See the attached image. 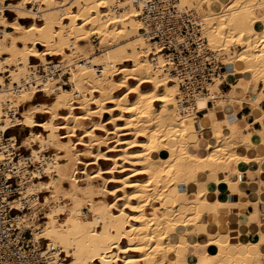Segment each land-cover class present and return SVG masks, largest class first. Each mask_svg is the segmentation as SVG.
Instances as JSON below:
<instances>
[{"label":"bare ground","instance_id":"obj_1","mask_svg":"<svg viewBox=\"0 0 264 264\" xmlns=\"http://www.w3.org/2000/svg\"><path fill=\"white\" fill-rule=\"evenodd\" d=\"M196 1L208 45L221 50L235 42L225 61H234L233 74L249 75L253 89L261 82L264 97V0ZM0 2V127L22 123L45 132L29 131L21 138L20 145L29 152L18 161L30 160L35 173L43 171L48 178L21 184L13 200L16 207L28 208L17 215L18 223L31 229L34 243L41 237L57 253L71 256L62 264H181L178 258L191 243L197 249L204 245L205 251L198 258L186 256L182 264H264V227L257 228L255 241L236 236L223 240V232L207 223L209 211L218 212L219 201L209 200L205 180L198 178L204 175L218 183L224 174H217V165L248 163L251 158L242 152L253 144L247 136L237 140L235 118L228 119L225 112L223 125L214 107L198 116L196 111L207 107L206 97L197 98L192 109L181 108L175 96L178 80L165 79L162 56L139 31V12L129 0ZM179 5L193 8L192 0H179ZM4 6L15 13L12 18L3 13ZM20 17L33 19L23 23ZM91 33L97 34L101 52L94 51ZM54 55L57 60L47 57ZM25 56L40 62L31 63ZM65 73L70 89L58 83ZM224 77L208 83L210 93ZM38 91L54 97L32 103ZM219 99L215 105L220 107L229 101ZM12 112L19 115L10 118ZM35 113L47 116L36 120ZM45 148L53 152L46 154ZM99 159L110 163L101 167ZM111 182L116 184L109 186ZM189 185L195 186V194L178 199L176 187ZM39 190L46 192L43 199ZM83 208L92 216H85ZM39 211L44 219L36 224L33 218ZM189 223L197 228L188 233L187 242L174 243L171 234ZM110 227L117 231L111 233ZM106 238L113 240L105 244ZM121 238L126 244L119 243ZM106 248L115 252L107 255ZM92 252L98 263L90 260Z\"/></svg>","mask_w":264,"mask_h":264},{"label":"built area","instance_id":"obj_2","mask_svg":"<svg viewBox=\"0 0 264 264\" xmlns=\"http://www.w3.org/2000/svg\"><path fill=\"white\" fill-rule=\"evenodd\" d=\"M129 1L138 9L139 31L150 43L151 50L162 56L165 79L178 80L176 97L181 108L192 109L199 97H206L207 105L214 106L218 96L210 93L207 85L224 74L225 65L230 61H225L221 50L208 45L195 9L180 6L179 0ZM157 56L151 55L155 64ZM38 70L44 76L43 66ZM206 109L197 110L196 114ZM14 114L18 115L12 112L10 118ZM8 128L0 127V264H62L66 257L64 252L57 253V247L49 241L34 243L31 229H23L18 223L17 215L28 210L14 204L13 200L19 195L18 188L48 175L43 171L36 174L30 160L18 161L25 154L19 152L16 140L7 134ZM242 176L241 171L235 173L236 180Z\"/></svg>","mask_w":264,"mask_h":264},{"label":"crops","instance_id":"obj_3","mask_svg":"<svg viewBox=\"0 0 264 264\" xmlns=\"http://www.w3.org/2000/svg\"><path fill=\"white\" fill-rule=\"evenodd\" d=\"M11 1L14 2L15 0H5V3L9 4ZM2 10L7 18H12L15 15V13L11 9H8L5 6ZM31 19L33 18L20 17L19 21L23 23H28ZM36 19L39 21V16H37ZM38 47L42 48V46L40 47V44H38ZM54 56L55 57H51V56H47V57H49L50 59H54L58 57L57 55ZM25 59L31 63H37L36 61L38 58L25 56ZM231 67H232L231 63L225 65L223 76L226 75L227 77L226 78L224 77L220 87L218 85V89L220 90V92L216 90V92L219 93L217 96L223 94L222 97H225V100H229V101L223 107L216 106L214 108L220 114V122L222 123V125L226 121L225 118L223 117L224 112L227 114L228 119L235 118L236 125L239 128V130H241V131L238 130L236 133L237 140L244 141V138L247 139L248 137L249 141L253 144L254 147H251L249 150L242 152V154H246L251 158L248 163L243 161H240L238 163L228 162V163H224L223 165L222 163H219L217 165L216 172L218 175L221 174L224 175L221 176L222 180L219 181L218 183H214V181L209 179L207 176H202L203 177L202 181L205 180L204 181L205 186L209 191L208 193L209 200L219 201L218 212L213 213V210L209 211L210 214L208 215L207 223L210 224L211 228L223 232L222 233L223 240L231 236L234 237L236 236L237 239L242 241H249V240L255 241L257 239V232H256V230H258L257 228L264 227V173L261 174L260 172H258L259 168H262V170H264V158H262L264 157V149H262V147H264V144H262L264 143V97H262L260 94L262 88L261 82L257 83L255 89H253L254 85L252 82H250L251 80L250 76L249 75L245 76L242 73H240V75L236 73L233 74ZM68 76H69L68 73L63 74V79L58 82L66 89L71 87L70 83L66 82ZM240 77L242 78V80H239ZM235 81H237V85L233 87L232 83ZM50 97L51 96L46 95L43 91H38L31 102L35 104L39 102H47L50 100ZM27 105L28 103H26L25 105L22 104V106H20L19 109H22L24 106ZM211 108H213V106L207 105V109L201 113H197V115L202 117ZM220 110L223 111V113ZM17 114L19 115L18 112ZM108 115H109L108 113H104L103 118L108 117ZM46 116L47 114L43 115L42 113H35L36 120H42ZM108 126L110 127L111 125L108 124ZM9 130H15V131L8 132ZM64 130L65 129H58L59 132H63ZM29 131L30 132L42 131L43 133H45L44 129H42V127L40 126L34 125L33 127H29L28 125H24L22 123L11 126L7 129V134L15 137L16 145L19 148V152L22 154H27L29 152L26 146L20 145L21 138L26 134H28ZM77 132L79 133L80 130ZM97 133H103V132L97 130ZM72 138L76 139L77 137L73 136ZM77 147L82 148L83 145H77ZM101 148L102 150H105L106 146H101ZM259 149H261L262 154H260L261 157L258 159L256 156L260 152ZM50 152H53V150L51 149L49 151H45L44 153L48 154ZM109 163H110L109 160L99 159V165L101 167H106ZM78 166L81 167L82 164H78ZM235 170H237V172L239 171L243 172V176L240 180H238V182H236L235 175L231 174V172L233 173L235 172ZM77 174H80L79 176L83 175V173L80 172H78ZM108 174L109 173H105L104 175L106 176ZM115 174L117 175L119 173H115ZM47 178H48L47 176L42 177V179H47ZM226 179H230V183L233 185L231 184L229 185ZM115 184L116 183L111 182L109 183V186H113ZM176 190H177L176 197L182 200L186 198L188 195H194L196 188L194 185H189L187 189H179L178 187H176ZM37 193H38V198L41 199H43L42 198L43 195L46 194V192L42 190H39ZM107 198L108 200L113 199L112 196H107ZM256 200L258 201L256 202ZM207 208L211 210L210 206H207ZM152 212H156V210L152 209ZM63 216L64 215L62 214V217ZM73 221L76 222V219L73 218ZM39 222L40 220L39 221L36 220V224H38ZM199 224L202 230L208 229V225L206 223H199ZM196 228H197L196 224L189 223L188 225H185L181 231L179 232L174 231L171 234V240L174 243H177L179 241L186 243L187 240L189 239L188 233L195 231ZM98 229L102 230L101 227H98ZM109 231L111 233H115L117 230L113 227H110ZM112 240H113L112 238H106L104 239V243L109 244L110 242H112ZM97 241L98 238L96 236H93L92 242L96 243ZM119 243L121 245H124L126 244V240L124 238H121L119 240ZM200 247H198L197 249V247L193 246V244L191 243L188 246V248L184 251L183 255L179 256L178 262L181 264L184 263L185 257L188 255L195 254L196 257L198 258L200 254L205 251L204 245H201ZM114 252H115L114 248L105 249V253L107 255H112ZM65 256L66 258H63V261H67L68 257L69 258L71 257L68 255ZM89 258L90 260L96 263L99 262V257L95 252L90 253Z\"/></svg>","mask_w":264,"mask_h":264},{"label":"rangeland","instance_id":"obj_4","mask_svg":"<svg viewBox=\"0 0 264 264\" xmlns=\"http://www.w3.org/2000/svg\"><path fill=\"white\" fill-rule=\"evenodd\" d=\"M198 2V3H197ZM194 3V4H193ZM198 5H197V4ZM117 4V3H116ZM116 4H114V5H116ZM202 5V4H201ZM194 9H195V11L197 12V14L199 15V17L201 16V14H202V11L199 9V6H200V4H199V1H194V0H192V5H191ZM197 6V7H196ZM40 21V20H39ZM89 40L91 41V43L93 44L92 46H93V49H94V51L95 52H101V51H98V48H97V46L99 45L97 42L95 43V40H98L97 39V34L96 33H91L90 35H89ZM228 48V50L226 49V48H223V49H221V51L223 52V53H225V56L227 55V51H229V50H235V47H236V43L234 42V43H231V44H229L228 46H227ZM227 50V51H226ZM58 58V57H57ZM57 58H54L53 60H57ZM231 58V57H230ZM37 63H39L40 61H39V59H37V61H36ZM232 62H233V64H234V61L232 60V61H230V63L232 64ZM5 74H7V73H5ZM58 74H56V76H57ZM63 78V77H62ZM71 88V87H70ZM70 88H68V89H70ZM216 90H218V92H220V90L219 89H214V91H216ZM214 93V92H213ZM49 96H51V97H54V95L53 94H49ZM175 96H176V94H175ZM219 98H222V94H220V96H218V98L216 99V100H220ZM215 100V104L218 102V101H216ZM214 104V106L213 107H216V105ZM15 130H9L8 132H14ZM45 150H47V148H45L44 149V152H45ZM235 172H237V170H235ZM235 172H231V174H233V175H235ZM80 174H77V176H79ZM202 176H204V175H201V176H198V178L200 179V181H202ZM35 179H37V178H35ZM29 183V182H28ZM43 198V197H42ZM41 199V198H40ZM63 202V201H62ZM83 211H84V214H86L85 216H87V217H90V216H92L91 214H92V212H90V211H88V209L87 208H83L82 209ZM39 213V216H40V218L39 219H37L38 221L40 220V222L41 221H43V219H44V217H43V212L42 211H39L38 212ZM38 213H36L35 214V216H34V218H33V221H34V223H36V218H37V214ZM91 213V214H90ZM90 215V216H89ZM46 240H44L43 238H41V239H39V242L40 243H43V242H45ZM62 256H63V253H62ZM66 258V257H65ZM68 259H69V257H68ZM67 259V260H68Z\"/></svg>","mask_w":264,"mask_h":264}]
</instances>
